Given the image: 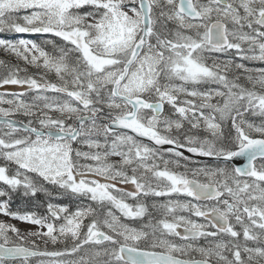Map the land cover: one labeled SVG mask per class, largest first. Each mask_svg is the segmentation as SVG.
Segmentation results:
<instances>
[{
	"label": "snow or ice",
	"instance_id": "snow-or-ice-1",
	"mask_svg": "<svg viewBox=\"0 0 264 264\" xmlns=\"http://www.w3.org/2000/svg\"><path fill=\"white\" fill-rule=\"evenodd\" d=\"M0 56V264H264V0H0Z\"/></svg>",
	"mask_w": 264,
	"mask_h": 264
},
{
	"label": "trees",
	"instance_id": "trees-1",
	"mask_svg": "<svg viewBox=\"0 0 264 264\" xmlns=\"http://www.w3.org/2000/svg\"><path fill=\"white\" fill-rule=\"evenodd\" d=\"M3 56H0V59H2ZM37 203H40L41 207L37 210L40 214H43L44 210H45V205L47 202V198L45 195H41L38 194L37 199H36ZM13 208H21V209H29V210H34V204L27 201L26 199H23L19 196L14 197V203H13Z\"/></svg>",
	"mask_w": 264,
	"mask_h": 264
},
{
	"label": "rangeland",
	"instance_id": "rangeland-1",
	"mask_svg": "<svg viewBox=\"0 0 264 264\" xmlns=\"http://www.w3.org/2000/svg\"><path fill=\"white\" fill-rule=\"evenodd\" d=\"M28 34H23L22 38H28L27 37ZM18 87L17 86H6V88H0V93H4L6 91H18ZM114 160H118V158L114 157ZM54 195V194H53ZM0 219H6L3 216H0ZM13 223H16L18 227H20L22 230H34L37 226L34 225H30V224H26L23 222H19V221H12Z\"/></svg>",
	"mask_w": 264,
	"mask_h": 264
},
{
	"label": "water",
	"instance_id": "water-1",
	"mask_svg": "<svg viewBox=\"0 0 264 264\" xmlns=\"http://www.w3.org/2000/svg\"><path fill=\"white\" fill-rule=\"evenodd\" d=\"M187 155V153H186ZM195 159L197 160H200V161H209L210 158H204V157H194Z\"/></svg>",
	"mask_w": 264,
	"mask_h": 264
},
{
	"label": "flooded vegetation",
	"instance_id": "flooded-vegetation-1",
	"mask_svg": "<svg viewBox=\"0 0 264 264\" xmlns=\"http://www.w3.org/2000/svg\"><path fill=\"white\" fill-rule=\"evenodd\" d=\"M118 158V157H117ZM119 159V158H118Z\"/></svg>",
	"mask_w": 264,
	"mask_h": 264
}]
</instances>
